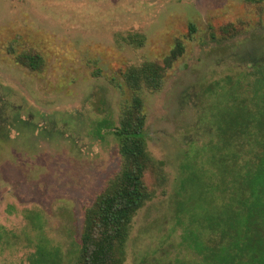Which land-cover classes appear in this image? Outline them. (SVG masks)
<instances>
[{
  "label": "rangeland",
  "instance_id": "rangeland-1",
  "mask_svg": "<svg viewBox=\"0 0 264 264\" xmlns=\"http://www.w3.org/2000/svg\"><path fill=\"white\" fill-rule=\"evenodd\" d=\"M178 43L162 87L140 91L161 165L144 176L152 198L123 264L230 259L221 236L236 178L207 162L213 102L238 82L254 95L264 0H0V264H77L85 210L122 166L114 131L133 96L123 75L164 66ZM23 54L39 55L40 69Z\"/></svg>",
  "mask_w": 264,
  "mask_h": 264
},
{
  "label": "trees",
  "instance_id": "trees-1",
  "mask_svg": "<svg viewBox=\"0 0 264 264\" xmlns=\"http://www.w3.org/2000/svg\"><path fill=\"white\" fill-rule=\"evenodd\" d=\"M135 42L141 46L143 41ZM182 53L183 47L178 43L164 66L143 62L131 66L123 75L133 96L114 131L122 166L85 210L77 264L125 261L133 217L152 198L144 176L149 169L161 165L147 149L140 91L159 90L166 70ZM19 59L32 70L40 69L42 64L39 55L23 54ZM261 64L263 67L257 66L260 76L252 89L254 95H239L242 87L237 81L236 95L214 96L216 113L212 130L216 142L213 156L207 162L219 173L236 178L228 197L234 211L221 236L222 250L230 257L223 261L225 264L231 260L233 264H264V52Z\"/></svg>",
  "mask_w": 264,
  "mask_h": 264
}]
</instances>
